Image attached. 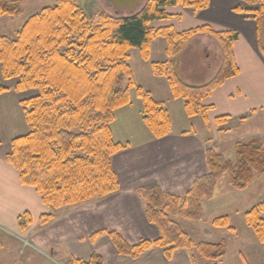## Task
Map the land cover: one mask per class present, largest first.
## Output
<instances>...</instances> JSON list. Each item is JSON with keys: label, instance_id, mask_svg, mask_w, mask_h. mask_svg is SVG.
Returning <instances> with one entry per match:
<instances>
[{"label": "trees", "instance_id": "16d2710c", "mask_svg": "<svg viewBox=\"0 0 264 264\" xmlns=\"http://www.w3.org/2000/svg\"><path fill=\"white\" fill-rule=\"evenodd\" d=\"M210 1L148 0L128 17L102 14L95 23L74 0H60L28 17L15 38L0 34V64L5 79L18 78L20 91H39L20 101L29 131L12 140L7 160L19 172L23 185L34 187L47 207L56 210L77 205L119 189L112 159L128 144L113 139L112 124L116 110L130 103L131 87H136L142 99L143 121L153 136L160 139L171 132L167 108L135 82L129 61L131 49H138L148 61L151 43L158 37L166 38L169 59L152 62L153 73L167 79L173 97L184 101L189 117L208 116L213 105L206 104L205 99L239 74L233 53L239 34L233 30L218 31L209 25L177 32L150 24L172 18L169 7L181 5L198 11ZM241 1L250 7L236 10L253 14L260 39L264 0ZM22 13V0H0V16ZM200 33L217 38L222 62L210 81L192 85L180 76L177 56ZM259 47L264 57L260 41ZM228 119V115H223L215 122L223 126ZM206 164L207 173L197 177L183 195L157 185L136 190L145 202L147 220L159 230L158 237L131 243L118 231L101 230L90 235L91 241L107 234L118 253L131 258L160 247L167 259L177 250L187 251L193 264H213L223 259L228 250L226 240L196 241L178 220L201 221L204 201L215 197L223 177L235 190L249 188L264 174V141L260 137L239 141L231 156L208 147ZM55 216L53 212L45 213L39 223L45 225ZM245 219L264 244V201L246 211ZM31 224L28 212L20 217L22 229ZM213 224L235 231L227 215L215 218ZM70 264H104V259L94 252L87 260L73 258Z\"/></svg>", "mask_w": 264, "mask_h": 264}, {"label": "crops", "instance_id": "0c3cea01", "mask_svg": "<svg viewBox=\"0 0 264 264\" xmlns=\"http://www.w3.org/2000/svg\"><path fill=\"white\" fill-rule=\"evenodd\" d=\"M245 4L240 0H211L207 8L201 11L181 6L169 7L167 9L173 15L172 18L151 22L150 26L153 28L171 27L177 32L206 24L219 31H236L239 33V38L233 45V53L240 69L239 74L227 79L205 99L206 104L213 105L206 118L201 115L189 117L185 112L184 101L173 97L167 79L153 73L152 62L169 59L166 54V40L157 38L151 45L150 58L147 61L151 66L147 85L151 81L152 85L144 87L141 84V87L150 91L154 99L167 108L172 122L171 132L157 139L149 129L146 130L140 121V119L143 121L142 99L138 97L137 110H132L133 102L130 94V103L116 110L112 124L113 139L116 141L114 123L118 115L121 119V128L119 127V139L116 142L129 144L127 149L113 157V167L119 178L120 188L113 194L76 205V208H71L73 210L66 211L69 216L81 213L87 220L88 217L93 218L100 230L118 231L131 243L139 241L140 237H137V234L141 233L145 234L142 238L158 237L159 230L146 219L143 201L136 190L140 187L157 185L167 192L183 195L197 177L208 171L206 150L213 143L208 141L209 138H212L213 133L217 135L219 131L216 118L228 115L229 119L224 124L226 126L234 117L240 118L245 114L246 119L250 114L251 119L261 117L263 113L261 111H264V57L260 51L259 41L264 47V26L258 39L253 15L235 10L239 7L248 8L249 6ZM173 24L178 27H174ZM209 39L210 36L207 34L193 37L177 57L178 72L189 84L200 85L210 81L221 66L222 57L219 60V67L213 71L209 79L206 81L201 79L207 66L206 59L210 56V49L205 43ZM157 43L160 45L159 48L156 46ZM133 74L138 84L135 72ZM0 78H3L1 64ZM14 88L13 82L9 79L0 81L1 106L7 103L12 105L13 99L9 96L17 93H13ZM1 89L5 92L2 93ZM22 99H17L20 105ZM22 111L24 113L23 108ZM135 123L139 127H136ZM256 136L261 138V135ZM131 137L138 139L130 141ZM218 138L217 136L216 139ZM13 139L4 141L0 132V229L26 231L30 229V225L29 229H22L21 216L28 212L32 218L31 225H35L39 224L40 217L51 209L42 202L34 187L23 185L19 172L7 160V155L12 151ZM214 199L216 195L212 200ZM135 209L138 211L137 215L134 212L128 214ZM56 219L57 217L53 221ZM90 235L89 242L85 237L79 238L82 240L80 243H85L86 251L85 255H82L84 258L81 259L87 260L92 253L97 252L102 255L104 264H193L190 254L184 250L175 251L172 258L167 259L162 248L153 247L138 258H131L119 254L108 235H101L95 241H91ZM261 257L264 260V251ZM255 259L258 258L253 256L252 260ZM245 260L248 262L246 257Z\"/></svg>", "mask_w": 264, "mask_h": 264}, {"label": "rangeland", "instance_id": "374dc122", "mask_svg": "<svg viewBox=\"0 0 264 264\" xmlns=\"http://www.w3.org/2000/svg\"><path fill=\"white\" fill-rule=\"evenodd\" d=\"M22 1V14L19 16H0V34L15 38L17 36V32L21 29L28 17L38 13L44 7L56 5L60 0ZM74 1L84 10L85 14L90 18V20L95 23L98 22L100 18L99 16L102 14L115 17H128L131 15L127 9H117L113 4L107 3L103 0ZM147 1L148 0H143V4L139 6L137 10ZM173 25L174 27H178L176 24ZM207 35L210 36V39L205 43L208 44L210 49V56L206 59L207 66L201 76V79H204V81L209 79L213 71L219 67V60L222 57L221 47L217 38L210 34ZM164 39L166 40V38ZM157 44L158 45L156 46L159 48L160 45L159 43ZM184 49L185 47L183 50ZM153 59L157 58L153 57ZM129 61L133 68V72H135L136 80L138 82L137 85L142 86L141 84H143L144 87H147L150 84L152 85V81L147 85L149 82L148 76L150 77V63L142 58L141 52L138 49L133 48L130 50ZM213 75L215 76L216 73ZM4 79L5 77L3 76V78H0V81H4ZM9 80L13 82V87H15L13 89V93H17L12 94L13 96H9V98L13 99L11 106L8 103L7 105H0V132L4 141H10L12 138L28 133L29 127L25 121V116L22 111L23 107H21L17 99H25L35 96L39 93L38 89L20 91L17 89V83L19 79L14 77L9 78ZM1 92L3 93L5 91L1 89ZM130 94L133 102L132 110L136 111V102L138 99L136 87L130 88ZM124 111L125 110H123V112ZM261 112L263 113L258 119H251V114L247 119H243L247 116L245 114L246 116L244 115L240 118L234 117L231 119L229 125L219 126L217 135L213 133L211 136L212 138H209L208 140L211 141V143L213 142L210 147L219 153L231 156L233 154V146L239 141H245L253 137H258L256 135H261V138L263 137L262 140L264 141V111ZM116 117L117 118L114 123V132L116 136L115 139L118 141L119 127L121 128V119L118 115H116ZM140 121L142 126H145L146 130H148V127L145 125L144 121L141 119ZM135 124L136 127H139L137 126V123ZM206 134L209 135L208 133ZM217 136L219 137L218 139H216ZM133 139H138V137H131L129 140L133 141ZM215 195L216 199L212 200V198V201H204L205 215L201 221L194 222L183 219H179L178 221L183 225L186 231H188L192 237L196 239V241H227V255L223 259L213 262V264H264V260L261 257L264 251V244L258 240L254 230L247 224L245 219L246 211L254 207L256 204L264 201V174L259 175L255 182L244 191L233 189L228 184L226 177H223L217 185ZM143 205L145 214L144 201ZM75 206L76 205L65 206L56 210L50 208V212H53L55 215H57L55 216L57 217L55 221H53L55 219L54 218L45 225H41L40 223L30 225V229L28 228L29 230L26 231L0 229L2 230V233H0V264H70V261L73 258H84L82 255H85L84 253L86 252L84 249L85 243H80L82 240H79V238L85 237L89 242V235L96 231H101V228L97 226L96 220L94 221V219L90 217H88L89 220H87L86 216L81 213L69 216L66 211L73 210L71 208H76ZM80 208L81 207H78V209ZM135 208L140 211L138 207ZM136 209L130 211L128 214H133L134 212L137 215L138 211ZM226 215L230 219V224L235 228V231L233 232L229 231L225 227H215L213 224V220L215 218ZM144 235V233L137 234V237H140V240L143 239L142 237H144ZM23 239L29 240L31 244H26ZM253 256H256V258L259 260H252ZM245 257L248 259V262H246Z\"/></svg>", "mask_w": 264, "mask_h": 264}, {"label": "water", "instance_id": "95a60500", "mask_svg": "<svg viewBox=\"0 0 264 264\" xmlns=\"http://www.w3.org/2000/svg\"><path fill=\"white\" fill-rule=\"evenodd\" d=\"M111 3L115 8H125L132 15L137 11V8L143 4V0H103Z\"/></svg>", "mask_w": 264, "mask_h": 264}, {"label": "built area", "instance_id": "2783aa9c", "mask_svg": "<svg viewBox=\"0 0 264 264\" xmlns=\"http://www.w3.org/2000/svg\"><path fill=\"white\" fill-rule=\"evenodd\" d=\"M23 241H24L26 244H31L30 241L27 240V239H25V240L23 239Z\"/></svg>", "mask_w": 264, "mask_h": 264}]
</instances>
